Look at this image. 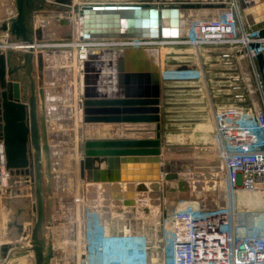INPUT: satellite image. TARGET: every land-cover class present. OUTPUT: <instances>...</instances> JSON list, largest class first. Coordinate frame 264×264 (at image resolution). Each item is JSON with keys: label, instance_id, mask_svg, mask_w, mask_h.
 I'll return each mask as SVG.
<instances>
[{"label": "water", "instance_id": "water-1", "mask_svg": "<svg viewBox=\"0 0 264 264\" xmlns=\"http://www.w3.org/2000/svg\"><path fill=\"white\" fill-rule=\"evenodd\" d=\"M82 1V5L73 6L65 0H4L3 3V6L11 4L14 12L4 11L0 16L3 19L0 32L7 34V47H0V143L4 168L11 183L22 182V186L5 184L0 188L4 211L0 264L11 261V264H53L55 213H61L64 221L71 222L75 218L72 196L64 195V190L56 187L53 152L57 146L51 134L54 130L50 128V121L56 116H52L47 98L46 76L50 74L48 68L55 64L45 61V56L61 52L44 47L49 41L73 39L72 11L78 14L82 25L81 36L75 38L86 45L92 42L178 39L182 36L181 11L218 9L206 13L204 20L207 24L215 23L227 11L224 0L218 3L211 0ZM175 1L179 2L173 3ZM240 3L251 29L259 31L260 37L264 38V0H240ZM57 11H62L64 16L59 17ZM38 13L48 20L52 14L54 23L63 28L58 38L47 36L45 18H36ZM258 45L252 44L253 47ZM144 49H119L113 62H107L108 66L115 68L114 81L112 74L109 75V87L103 85L102 77L105 75L101 76L97 69L103 64L98 60L104 55L103 49H89L87 57L82 60V89L79 73L66 85L68 93L65 95L67 100L63 101L66 109L63 119L70 123V127L62 133L60 141L65 146L62 145L61 149L66 153L72 150L77 153L109 150L113 151L111 154L141 152L142 155L136 156L126 153L122 156L81 158L77 173L79 183H126L131 187L128 191L131 197L134 192L137 198L150 197L160 201L167 197L169 209L165 211L166 217L177 201L194 196L190 178L183 173L188 169V160L177 159L173 154L165 157L162 153V73L158 63L147 59ZM257 59L262 71L264 54L260 53ZM73 61L78 69L81 66L78 53L74 60L71 61L70 57L68 65ZM172 69L192 71L195 66L175 64ZM56 70L53 68L51 73ZM73 107L81 116L77 119V126L74 118L69 121ZM88 123H153L155 136L84 140L83 124ZM175 149L170 151L175 153ZM58 167L64 168V165L60 163ZM58 175L62 177V173ZM78 189L82 194L81 187ZM113 189L121 190V187L115 184ZM58 191L63 193L59 201L55 198ZM114 195L115 199L120 197L119 194ZM141 210L146 214L150 211L147 206H141Z\"/></svg>", "mask_w": 264, "mask_h": 264}, {"label": "rangeland", "instance_id": "rangeland-1", "mask_svg": "<svg viewBox=\"0 0 264 264\" xmlns=\"http://www.w3.org/2000/svg\"><path fill=\"white\" fill-rule=\"evenodd\" d=\"M57 12L62 13V11ZM206 13L204 15L198 11L187 12L184 18H187V22L188 20H192V18L196 22L198 19H205ZM61 31L63 32V28ZM190 35H192L191 27L189 34H183L180 39L188 40ZM71 41L72 39L66 42ZM143 48L158 50V64L163 76L161 94L162 143L165 149L167 147L177 148L178 150L185 148L191 149L193 158L191 166L193 168L187 174L191 181V192L193 196L195 197L197 192L203 191L205 192L203 194L205 198L207 196L206 191L209 190L206 188V185L209 181L213 182L215 183V187L213 190H209V192L211 193L213 191L212 195H215V200L220 202L219 204L217 203L216 206H229L232 212H245L247 210L260 211L259 217L256 218L257 224L254 225L258 227L260 221L264 222V204L252 210L247 206V200H245L247 197L243 196L248 194L249 190L253 189L243 190L238 194L236 192H230L228 179L224 169L220 166L221 163L219 162V167L215 166L217 168L210 165L211 163L213 164L211 157H213L216 148L215 117L217 111L234 110V113L228 118V120L233 119L234 122L249 120L254 115L253 111L256 107V101L254 100L252 92L253 79L250 77L251 73L247 63L236 57L222 59L211 47H202L198 50L189 44H151ZM101 58L99 61H101V63L103 62V64L97 68L101 72V76H109L107 73L108 71L111 72V75L113 73V68L108 66L106 61H103L105 58ZM180 63L193 64L195 65V70L191 72H172V66ZM74 116L77 120V114ZM108 127L111 128L112 134H110L108 130H105ZM125 127L126 126L122 124H83V138L84 140L123 138L121 135H118L121 134V132L126 134L129 133V136L132 134L131 136L136 137L134 133L145 131L142 129H137L135 131L127 130ZM89 128L95 129L94 135L89 136V134H87ZM148 130L151 129H147V131ZM137 137H142V135ZM143 137L148 136L143 135ZM59 146L61 147V144L58 145V147ZM57 152L58 158L54 160L55 172H57L56 187L64 190V195L68 197L72 196L73 199L75 197L76 177L78 179V174L75 175V173L72 172L73 169L72 171L70 170L71 173L67 169L65 162L67 153L60 148L57 149ZM75 152V150L70 152V154H73L70 157L73 161L75 157L74 154H76ZM60 163L64 164L66 168L60 169L58 167ZM59 173H62V177L58 175ZM60 180L61 182H59ZM1 182L2 179L0 177V183ZM7 182L11 185L9 177ZM198 184L200 187L195 188L194 186H198ZM79 187L82 189V194L79 193L78 189V198L75 197V208L73 209L74 220L71 222L64 221L61 219V213L58 211L55 213L54 224L56 230L53 234V246L55 245L56 250L54 248L53 253L58 258V263H56V261L55 264H80L81 260L85 258L93 264L164 263L167 255L166 251L168 249V244L166 242L172 228L170 221L171 217H165V211L169 209L166 205L167 201L165 197H162L161 200L158 201L159 206L155 207L151 215H147L141 210L142 203L137 205V208H134L136 215H139V222H142L141 227L143 228L141 231L127 233L122 218L117 217L114 219V234L109 233V237H102L97 234L99 230L96 231L95 228L101 225L98 212L101 214L103 211L108 210L113 202L112 200L115 199L113 197L114 194H119L120 197L117 200H121L122 207L134 206V202L137 199L143 200L144 198H137L135 192L133 193L134 196L131 197L128 195L129 192L106 189L105 193L107 196L105 199L109 201V205L105 207L104 205L107 203L99 205V199L96 198L95 195H90L93 191L88 189L85 183H79L78 188ZM255 190L264 192L262 189ZM94 192L97 191L94 190ZM61 193L58 191L56 194L55 198L58 201L62 199L60 197ZM1 200L2 198L0 196V221L4 215ZM130 200H132V203L129 202ZM90 201L99 206L100 209L95 210L98 212L90 211V206H88V204L86 205V202ZM188 206V204L183 206L179 211H186ZM209 207L211 208L212 206ZM81 211L84 213L81 214ZM86 213L88 215H86ZM95 234L99 237H95ZM0 238H2L3 241V230L1 228ZM2 241L0 240V245ZM158 255L161 258H159Z\"/></svg>", "mask_w": 264, "mask_h": 264}, {"label": "built area", "instance_id": "built-area-1", "mask_svg": "<svg viewBox=\"0 0 264 264\" xmlns=\"http://www.w3.org/2000/svg\"><path fill=\"white\" fill-rule=\"evenodd\" d=\"M224 1L225 14L215 23L207 24L205 20L194 22L188 40L159 38L118 43L92 42L87 47L100 49L104 47L101 45H106L122 49L143 48L151 44H189L198 50L211 47L222 59L243 58L253 79L254 115L249 120L234 122L233 119L228 120L234 110H218L213 154V159L221 163L226 173L230 192L238 194L247 189L264 190V67L261 71L257 59L260 53L264 54V38L249 26L240 0ZM256 43L259 45L253 47L252 44ZM50 45L61 47L66 43ZM172 72L189 71L172 69ZM0 160L4 164V155ZM259 213L251 210L232 212L229 206L201 209L191 204L186 211H172L168 216L171 217L172 228L163 264H264V222L254 226ZM80 264L93 263L85 258Z\"/></svg>", "mask_w": 264, "mask_h": 264}, {"label": "bare ground", "instance_id": "bare-ground-1", "mask_svg": "<svg viewBox=\"0 0 264 264\" xmlns=\"http://www.w3.org/2000/svg\"><path fill=\"white\" fill-rule=\"evenodd\" d=\"M50 1H52V0H50ZM65 3H67V4H71L72 6L73 5H75V4H79V5H82L83 4V1L82 0H65ZM10 9V10H9ZM187 10H194V9H187ZM187 10H183V11H181V35L184 33V27L185 26H187V21H186V19L187 18H184V15L185 14H187V12H189V11H187ZM196 10H198V12H200V13H204V15H205V13L206 12H215V11H218V9H196ZM208 10H211V11H208ZM8 13H13L14 12V10H13V6H11V4H9V6H8V11H7ZM54 13H55V11H53ZM56 13H58V12H56ZM72 13H73V15H72V19H73V22H74V31H73V39H72V41L71 42H63V43H66V45L64 46V45H61V47L63 48V47H68V46H73L74 47V49H75V56H76V54L78 53V56H79V59L81 60V66L80 67H78V69L77 68H75V67H73L74 68V70H75V72H76V74H78L79 73V75L82 77V75H83V73H82V60L83 59H85L86 57H87V53H88V51H89V49H91V48H88L87 47V45L83 42V41H81V40H77L76 38H75V36L77 37V38H79L80 36H81V33H82V25H81V19L80 18H78V14L77 13H75V12H73L72 11ZM196 13V12H195ZM194 13V14H195ZM59 14V17H62V16H64L62 13H58ZM198 14V13H197ZM42 18V19H44L45 18V22H46V27H47V31H46V33H47V36H49L50 38H53V39H55V38H58L59 36H60V32H61V29H62V27L58 24H55L54 22H55V20H52L51 19V17H52V14L51 15H49V20H48V17H45L44 15H42L41 13H38L37 14V16H36V18ZM203 19V18H202ZM48 20V21H47ZM52 20V21H51ZM204 20V19H203ZM3 21V19H0V22H2ZM47 22H48V24H47ZM54 24H53V23ZM6 39H7V34L5 33V32H0V46L3 48V49H5V47H7V44H6ZM56 42H61V40L60 41H56ZM51 44V43H50ZM101 46H104V47H102V48H100V49H103V51H104V55H101V56H99V58H101V59H103V58H105V59H103V61H106V62H110V64L113 62V60L115 59V57H116V53L119 51V48H116V47H110V46H106V45H101ZM194 50V49H193ZM144 51H145V53H146V55H147V59L149 60V61H151V62H154L155 64H157L158 63V58H157V55H158V50L157 49H148V48H146V49H144ZM181 51V50H180ZM65 53H66V50L64 51ZM190 52V51H189ZM194 52V51H193ZM185 54V53H184ZM190 55H193V54H190ZM179 56V55H178ZM173 58V57H172ZM243 59V58H242ZM99 60V59H98ZM245 62V61H244ZM103 63V62H102ZM73 64H75V62L73 61ZM245 64V63H244ZM108 65V64H107ZM197 66V65H196ZM248 66V65H247ZM247 68V67H246ZM245 68V69H246ZM110 73L111 72H109L108 71V74L110 75ZM114 73H115V68H113V73H112V79H113V81H114ZM181 74V73H180ZM250 74V73H249ZM187 75V74H186ZM108 76V75H107ZM248 76V75H247ZM251 77V76H250ZM248 80V79H247ZM250 83V82H249ZM249 85H251V84H249ZM254 100L256 101V98L254 97ZM51 106V103L49 104V109L51 110L52 109V107H50ZM76 114V113H75ZM78 117L80 118L81 116H78L77 115V119H78ZM76 121V120H75ZM109 125H111V124H109ZM131 127H134V128H140V129H142V128H145V127H149L151 130L149 131V132H145V131H140V132H136V133H134L135 134V136L137 137V136H143V135H147V136H149V137H154V135H155V131H154V127H155V124H150V125H148V124H143V125H141L140 124V126H131ZM109 128V127H108ZM107 128V130H108V132L110 133V134H112V130H111V128H109L108 129ZM53 130H54V124H53V128H52ZM118 132V131H117ZM89 135H94L95 134V130H92V129H90L89 130V133H88ZM129 133H122L121 132V134H118V135H121V137H123V138H127V137H130L132 134H130V136L128 135ZM187 138V137H186ZM173 139V138H172ZM188 139V138H187ZM174 140V139H173ZM182 140V139H181ZM181 140H179V141H181ZM182 141H184V140H182ZM186 141V140H185ZM171 148V149H170ZM172 148L173 147H167L166 149L163 147V143H162V153L163 154H165V157H169V156H171L172 154L178 159H186V160H188V161H186L187 162V165H188V169H187V171L186 172H183V173H188V172H190L191 171V169L193 168L192 166H191V163H193V158H192V151H191V149H186L185 148V150L184 151H182V150H176V152L174 153L173 151H170V150H172ZM76 151V150H75ZM3 147H2V144L0 143V156L1 155H3ZM110 152H113V151H109V150H105V151H103V150H83L82 152H80V153H77V152H75L76 154H74L75 155V157H74V161L72 160V159H70V157L73 155V154H70V153H67L66 154V157L67 158H69V160H67L66 161V165H67V169H70L71 171H72V169H73V173H75V175H77V173H78V163H79V161H80V159L81 158H83V159H89V158H91V159H95V158H102V157H110L111 155H119V156H122V155H130V154H133L134 156H136V155H142V153L141 152H128V151H122V152H117V154H111ZM127 153V154H126ZM147 155H148V153H147ZM152 155V154H151ZM160 155H162V154H160ZM210 156V155H209ZM137 157H140V156H137ZM58 158V152H57V149H55L54 150V152H53V160H55V159H57ZM211 160L213 161V164L211 163L210 165L212 166V167H214V168H217V167H215V166H218L219 167V165H220V163H219V161H216V160H214L213 159V157H211ZM1 161V160H0ZM55 162V161H54ZM74 166V167H73ZM221 166V165H220ZM208 168H209V166H208ZM207 168V169H208ZM209 170H210V168H209ZM71 173V172H70ZM0 177H1V179H2V185L4 186L6 183H7V180H8V174H7V172H6V170H5V168H4V164H2L1 162H0ZM79 181H78V179H77V177H76V191H75V197L76 198H78V194H77V191H78V186H79V183H78ZM88 183H90V182H88ZM88 183H86L85 184V186L86 187H88ZM128 186H130V185H128ZM195 188L196 187H200V185L198 184V186L196 185V186H194ZM215 187V183H213V182H208V184L206 185V188L207 189H209V190H213V188ZM90 187H88V189H89ZM130 189H131V187H129ZM206 189V190H207ZM209 190L208 191H206L207 192V196L204 198L203 197V194L205 193V192H203V191H201V192H197V195H195V197L194 198H186V199H183V200H179V201H177V203L175 204V206H174V208H173V210L175 211H179L181 208H183V206H185V205H189V204H191V205H195L196 207H199V208H201V209H207L208 207V204H210L209 206H213V207H216V204L218 203H220L219 201H217V200H215V195H212L213 193V191L210 193L209 192ZM209 192V193H208ZM198 194H200V195H198ZM90 195H92V194H90ZM200 196V197H199ZM244 197H247L245 200H247V206L248 207H250L252 210H255V208H257V207H260V206H262L263 204H264V192H259V191H257V190H255V189H253V190H249V192H248V194H246V195H243ZM242 196V197H243ZM92 198V197H91ZM166 201H167V197H166ZM108 200L107 201H102V204H104V203H107V204H105V205H109L108 204ZM91 203V201L90 202H86V205L88 204V206H90V207H96V206H98V205H92V204H90ZM135 204H134V206L133 205H131V206H125V207H128V208H130L131 209V213H129V215H130V217H131V219L133 220V222H135L134 221V218H139V215L137 214L136 215V213H135V211H134V208H137L138 206L137 205H139L140 203H142L143 205L142 206H147V207H149V209H150V211L148 212V214L147 215H151V214H153V212H154V210H155V207H157V206H159V204H158V200L157 199H153V198H150V197H147V198H145V199H143V200H140V199H137L135 202H134ZM203 203V204H202ZM204 203H208V204H204ZM101 203H99V205H100ZM168 204V202H166V205ZM112 206H114V207H121V200H113V202H112V204H111ZM221 205V204H220ZM244 206H246V205H244ZM213 209V208H212ZM210 210V209H209ZM146 214V213H145ZM86 215H87V213H86ZM115 217H117V215H115ZM168 217V216H167ZM159 218V217H158ZM55 230H56V228H55V224L53 225V232L55 233ZM58 230V229H57ZM114 231H115V229H114ZM54 256V255H53ZM53 259V258H52ZM12 263V261L10 262V263H8V264H11ZM73 264V263H72Z\"/></svg>", "mask_w": 264, "mask_h": 264}, {"label": "crops", "instance_id": "crops-1", "mask_svg": "<svg viewBox=\"0 0 264 264\" xmlns=\"http://www.w3.org/2000/svg\"><path fill=\"white\" fill-rule=\"evenodd\" d=\"M3 3H4V0H0V16L4 13V11H8L9 4L5 3L6 5L3 6ZM187 11L193 12V11H198V10L194 9V10H187ZM208 11H211V10H208ZM202 14H204V13H202ZM193 21H194L193 18H192V20H188V22L186 23L187 26L184 27V33L183 34H189L191 24H193L195 22V21L194 22ZM183 34H182V36H183ZM56 41H60V40H53V41L49 42L48 45H46L44 47L46 49L51 50V51L57 50V51L61 52V54L53 53V54L45 56V61H47L49 63L52 62V63L55 64L54 66H52V68L51 67L48 68V70L50 69V74H48V76H46L48 78V81H47L46 84H47V98H49L48 107H49V104L51 103L50 107H52V109H51L52 116L53 115L56 116V119H52L50 121V128L51 129L53 128V124H54V131H52L51 134H52V138L54 139L55 145L58 147V145L61 144V146H62V144H64V143H62L60 141L62 139L61 136H62L63 131H65L66 129L68 130L67 127H70V123L65 122L64 119H63V114L66 112V109L64 107V104H63L64 102L63 101L67 100L65 95L68 93V87L66 85H68L67 83H70V82L74 81L73 77L76 75V72H75V70L73 68L74 64L68 65V61H69L70 57H71V61H72V59L74 60V58H75V49H74V47L73 46H68V47H63L62 48V47H58V46L55 47V46H51L50 45V43H55ZM61 42H64V41L61 40ZM65 50H66V53L64 52ZM157 58H158V55H157ZM53 68H56L57 72L51 73V70ZM110 79H109V76L102 77L103 85H106L107 82ZM162 83H163V77H162ZM82 87H83V75L81 77V89H82ZM107 87H109L108 84H107ZM108 89H110V88H108ZM161 107H162V104H161ZM75 113H76V110L73 107L72 110L70 111L69 121L74 118V122L76 124L77 120L75 119V116H74ZM93 124H95V123H93ZM96 124H103V125L122 124V125L126 126L125 128L127 130L135 131V130L140 129V128H134V127H131V126H133V125L134 126H136V125L140 126V124L143 125V124H146V123H96ZM150 124H152V123H149L148 125H150ZM90 129L95 130L94 128H89V130ZM147 129H150V128L149 127L142 128V130H145L146 132H149L150 130L147 131ZM89 130L87 131V134L89 133ZM105 130H107V129H105ZM69 131H70V128H69ZM144 136H146V135H144ZM127 138H151V137H149V136L148 137H143V136L142 137H133V136H131V137H127ZM58 148L61 149L60 146ZM67 160H69V158L65 157V162ZM64 168H66L65 165H64ZM60 169H63V168H60ZM68 170H69V172H71L70 169H68ZM21 183L22 182L15 181L14 183H11V184L20 187V186H22ZM6 184L10 185V183L8 184V182ZM115 184L120 185L122 191H125V192L126 191L127 192L130 191V188L128 186L129 184H126V183H114L113 184V183H95V182H90L87 185H88V187H90L89 189L91 191H93L91 194L95 195L96 198L99 199V203L102 204V201H104V200L107 201L105 199V197L107 196L106 193H105V190L106 189H113ZM1 186H3L2 182L0 183V188H1ZM93 189L96 190L97 192H94ZM75 191H76V189H75ZM114 196H116V194ZM73 200H74V203H75V197L73 198ZM204 204H208V203H204ZM209 205L210 204H208V206H207L208 208L207 209H212V207L214 206L213 205L210 208ZM104 206L108 207V205H104ZM213 208H215V207H213ZM98 209H100L99 206L90 207V211H93V212H98V211H95V210H98ZM131 212H132L131 209L128 208V207H125V206L124 207H122V206L121 207H114L112 205L108 208V210L103 211L101 214H100V212H98L99 213V218H100L99 221L101 222V225H99V227H95L96 231L99 230L97 234L102 236V237L103 236L109 237V233L114 234V232H115L114 231V229H115V220L114 219L117 218V217H121L122 218V220H123V222L125 224V229H126L127 233H135V232L141 231L142 228H143V227H141V223L142 222H139V220L135 219V218H134L135 222H133V220L131 219V217L129 215V213H131ZM98 213H95V214H98ZM115 215H117V217H115ZM0 228L3 230L2 221H0ZM97 234H95L96 235L95 237L98 238L99 236ZM0 240L2 241V238H0ZM54 248L56 250L55 245H54ZM53 255L54 256H53V260H52L53 262L52 263L55 264L56 261H57L56 263H58V258L56 257L55 254H53ZM159 258H161V257L159 256Z\"/></svg>", "mask_w": 264, "mask_h": 264}]
</instances>
